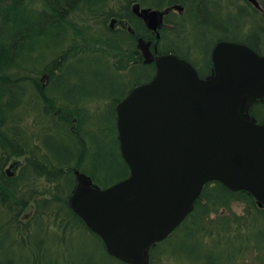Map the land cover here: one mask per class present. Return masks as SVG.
<instances>
[{
    "label": "water",
    "instance_id": "obj_1",
    "mask_svg": "<svg viewBox=\"0 0 264 264\" xmlns=\"http://www.w3.org/2000/svg\"><path fill=\"white\" fill-rule=\"evenodd\" d=\"M132 10L154 30L162 22L164 10L138 3ZM149 44L137 38L143 61L154 59L153 76L115 105L128 175L101 187L74 167L76 181L67 198L107 252L127 264H150L151 246L192 210L208 181L244 189L264 205V121L250 112L255 101H264V54L218 40L212 70L200 77L186 59L172 52L154 55ZM18 162L11 161L8 174Z\"/></svg>",
    "mask_w": 264,
    "mask_h": 264
},
{
    "label": "rangeland",
    "instance_id": "obj_2",
    "mask_svg": "<svg viewBox=\"0 0 264 264\" xmlns=\"http://www.w3.org/2000/svg\"><path fill=\"white\" fill-rule=\"evenodd\" d=\"M6 1L0 0V6ZM22 1L40 7V0ZM126 1L93 0L90 3H85L71 15V22H74L80 31H73L71 25L70 30L61 26L57 29V35L52 33L53 35L48 34L42 39H31L20 53L19 65L9 68L12 77H26L23 79L25 83L22 90H9V95L18 96L23 100L20 107L14 109L13 113L20 115L18 118L21 121L18 122V129L23 131V133L20 132V136L21 138L24 137L25 140L26 137L30 139V136L33 135V139L40 141L42 137L43 140H47L52 145L50 135L46 133L57 132L59 131L57 127L61 126L56 125V127L53 125V118L51 117L55 115L53 113L55 108H52L49 112L51 117L43 112L51 107L48 102L54 104L55 107H60L62 104L59 103L58 98L64 88H70L65 90L64 97L67 101L75 99L78 95H85L78 98V104L76 105L84 107L94 115L93 119H97V128L90 133L95 141L88 148L86 163H84L85 167H83V164L81 167L84 168L85 172H95L98 175L95 182L99 185L107 184L104 182L105 180H109L124 171V165L118 154L113 155L110 153L111 150L115 153L114 149L117 146L113 133V106L112 101L104 99V97L107 95L111 97L120 95L128 84L148 76L150 72L149 68L144 72L138 67H134L130 81H126L121 75L127 78L131 71L129 69L126 71L117 69L110 58V54L116 53L117 50L110 49L109 45H106L113 53L106 52L102 51L97 45V37L109 38L116 44H121L124 51L126 50L125 45L127 47L129 44H134L127 36L124 39L125 43L121 41L122 35L120 32L113 33L105 29L110 16H112L106 11H110V9L115 12L119 11L121 5ZM133 1L152 7L156 3L159 6L156 8L167 6V0H129L128 5ZM176 2L181 3L179 0H176ZM222 6L221 0H188L185 15L182 14L184 11L179 13L178 8L170 11V13L175 14L174 19L176 18V20L181 16L184 17L177 28L183 24L184 32L182 35L187 39L192 51L189 56L192 60H195L197 65L202 63V69H205V66L208 65L210 45L220 37L247 39L252 37L253 31L259 34V28L262 27L263 33L259 34V37H261L259 46L264 50V15L257 11L251 15L239 8L230 10L232 8L228 6L224 11ZM116 16H119L118 13H116ZM66 36L72 37L68 41L65 40ZM170 38L173 39V34ZM73 39L77 46H83L81 48L85 49L89 46L96 47L98 50L96 49V52L84 51L68 59L62 66H52V74H49V78H46L48 82L44 86V92H40L35 84V79L39 80L42 72L45 71V64L49 63L56 54L64 51L69 45L68 42L70 43ZM181 39V37L177 38L176 45L172 40V44L180 50H184L185 46L179 44ZM60 42H62L61 46L58 44ZM46 71L49 72V70ZM47 96L49 98H46ZM70 107H73V104ZM260 109L264 113V107ZM81 117L84 121L86 120V124L89 123V114L82 113ZM80 126L78 128L81 130L83 124L81 123ZM35 134L36 136H34ZM67 141L61 134L56 136L54 153L56 154L57 149H59L60 158H63V153L67 150L64 147L69 145ZM28 142L30 144V141ZM11 160L9 159L8 163ZM8 163L4 168L8 166ZM15 172L16 175L17 171ZM67 179L70 181L69 176ZM31 186H33L32 183ZM50 186L48 182L40 178L33 187L42 190ZM58 206V204L52 202L50 206L45 208L42 215L37 214L36 216L32 215L31 218H22L23 213L28 212L30 209L27 206L10 228L4 222L9 213L0 205V264H31V252L25 250L29 247V240H33V236L30 238V235H27L31 230L35 238L38 239L43 236L45 240L42 245L45 247V251L41 252L39 264H121L119 260L104 250L103 244L96 234L77 223L66 224V221H68L66 209L62 208V212H60L65 215L63 219L61 215L56 216V213L53 212ZM245 206L246 203L243 201H232L227 206H218L216 209H211L208 214L203 216L202 220H199L201 229L192 233L191 244L194 245V252L191 253L183 252L179 248L181 243L186 241L183 231H180V229H196L197 221L185 227L182 225V228L178 227L175 233L162 241L155 249L153 264H264V220L257 218L254 221L251 220L250 223L257 224V226L253 225L248 232L242 231L241 233L244 232L243 235L239 233L233 241L230 240L231 237L228 238L222 231L225 227L221 222L228 221L229 224L235 215L244 216L245 218L242 220L253 217L242 215L246 214ZM189 220L190 218L187 219V223L190 222ZM25 225L28 229H23L26 232H22L21 229ZM260 227L262 229H259ZM229 228L231 227L229 226ZM66 229H70V231L64 233ZM209 230H213V232L209 233ZM232 230L233 234L237 233V229ZM185 234L187 235L188 231H185ZM58 237L59 240L57 241ZM244 238L249 241V246L242 252L240 245ZM15 239H23L24 247L22 248L21 244ZM222 246L228 251V258H225ZM216 248H219V251H216ZM211 249H213V254L218 252L217 254L220 257H218V260L207 262L204 256L206 255L205 251ZM202 252L204 255H201Z\"/></svg>",
    "mask_w": 264,
    "mask_h": 264
},
{
    "label": "trees",
    "instance_id": "obj_3",
    "mask_svg": "<svg viewBox=\"0 0 264 264\" xmlns=\"http://www.w3.org/2000/svg\"><path fill=\"white\" fill-rule=\"evenodd\" d=\"M90 1L93 0H40V7H35V5H32V3L28 4L22 0H7L0 6V205L3 206L5 211L9 213V216L7 219H4V222L10 228L14 225L13 222L16 221L24 208L29 206V203L32 199L34 203V210L30 218L32 215H42V213L45 212V208L50 206L52 202H55L59 206L53 213H56V216L61 215V218L63 219L65 215L61 214L60 212H62V208L66 209V215L68 216V221H66V224L71 222L73 224L77 223L79 225L84 224L81 218L76 215L68 206L67 195L74 185V178L73 176L71 177V161L74 160L73 165L82 168V160L87 152L85 151V148H79L77 142H72V145H69L70 149L63 153V158H60V154L58 152L59 149L56 148L57 153H54V149L56 147L54 142L56 141V136L60 134L58 131L49 134L52 145H50L47 140L45 141L43 139L39 141L37 139H33L34 137H30V139H27L26 137V140L24 137L21 138L20 132L23 133V131L18 129V122L21 121L18 118L20 115H15L13 111L14 109L20 107L23 100L18 96L13 97L12 95H9V90H22L24 84L23 79L26 77H12L11 73L9 72V68L19 65L18 59L20 57V53L24 50V47L31 39H42L48 34L52 33L57 35V29L61 26H64L65 29L70 30L71 25L73 31H80L75 26V23L71 22V15L78 8L85 5V3H90ZM106 12L111 15L114 14L115 11L110 9V11ZM130 21L138 33L137 28L142 27V23L138 20L132 21L130 19ZM105 29L107 31L108 27L106 26ZM126 34L128 35V38H133L134 36L131 33ZM139 34H141V32ZM71 37L66 36L65 40L67 39L69 41ZM123 39H125V37ZM96 40L98 42V47L102 51L112 52L110 49L117 50L116 53L112 52L113 54H110V58L113 60V64L115 66H128V69L131 72L134 71V67H138L144 72L149 68V75L138 79L139 82L147 79L153 73V64L142 63L140 58L136 56L135 48L132 47V44L128 45V48L125 52L122 49L121 44H116L109 38L97 37ZM243 40L245 39H242L241 41ZM62 42L58 43L59 46L62 45ZM68 44V47L64 51L56 54L49 63L45 64L44 69L49 70V74H52V66H62V64L68 59L73 58L84 51L96 52L97 49L96 47L89 46L85 49L81 48L83 46H77V44L74 42V39L70 41V43L68 42ZM248 44L254 46L250 42H248ZM106 45H109L110 49L106 47ZM132 60L137 61V64L128 63ZM35 84L39 87V80L35 79ZM40 92H43L41 87ZM124 92L125 90L122 91V93ZM115 100L116 99H114V101ZM113 104L114 103H112V105ZM49 105L51 107L47 108L45 111L48 114L51 112L52 108H58L59 110L57 112L61 113L60 110H62L64 111L65 115L66 113L77 114L78 123L81 124L84 121L83 117H81L82 113H86V109L84 107H55L53 104ZM257 105L264 106V103H257ZM253 113L255 116L259 117V119H264V117H262L264 115L263 112H258L254 108ZM59 118L64 121L62 117L59 116ZM67 118H69V116H67L66 119ZM58 123L61 124L60 129L62 130V136L71 142L72 137H66V133L70 134V132L63 130L62 122L60 120H58ZM68 123L69 122H67L65 126ZM28 141H32L31 144H29ZM74 150L76 151L77 155L76 159L74 158V153H72ZM12 156L17 158L20 157L22 164L20 165L16 175L8 176L4 172L3 167ZM122 163L124 165L123 173L118 174L109 180H105V183H109L115 181L117 178L126 176L128 167L124 161ZM83 167H85V165ZM89 174L95 181L97 180L96 178H98V175L95 172L90 171ZM68 176L70 177V181L67 179ZM40 178H43L51 186L49 188L45 187L42 190L34 188L33 186ZM19 179H21V181H19ZM31 183L33 186H31ZM34 195H39L40 198H33ZM232 201H243L246 203V214L242 215L253 217L242 220L245 218L244 216L235 215L234 218L230 220L231 223L228 224V221H224V223L221 222L223 227H225V229H222V231L228 238L231 237L230 240H235L238 234L242 231L248 232L253 225L257 226V224L250 223L251 220L254 221L255 218L264 220V208L257 206L251 194L245 190L229 189L220 181L207 182L204 185L200 196H198L194 202L193 211L189 213L188 217L183 222V226L185 227L186 225L197 221L196 229H183V235L185 236L186 241L181 243L179 248L182 249L183 252H194V245L191 244V239L192 233L201 229V223L199 220H202L203 216L208 214L211 209H216L218 206H227ZM188 218H190V222L187 223ZM261 224L263 225V223ZM229 226L231 228H229ZM23 229L28 228L25 225L21 231L26 232V230L23 231ZM232 229H237V233L233 234ZM259 229H262V227ZM66 231H70V229H66L64 233ZM185 231H188L187 235L185 234ZM208 232L212 233L213 230H209ZM243 233L241 234L243 235ZM27 235H30V238L33 236V240H29V247L25 250L31 252V264H39L41 252L45 251V247L42 246L45 240L43 236L38 239L35 238L32 234V230L29 231ZM58 240L59 237L57 238V241ZM16 241L21 244L22 248L24 247L23 239ZM160 243L161 241L157 242L150 250V264H153L152 261L155 256L154 251L157 249ZM248 246L249 241L244 238L240 245V250L243 252L245 248H248ZM216 251H219V248H216ZM217 253L218 252L213 254V249H211L205 251L206 255H204L203 252L201 255H204L207 262H210L218 260L220 255ZM223 253L225 258L229 257V253L225 248L223 249Z\"/></svg>",
    "mask_w": 264,
    "mask_h": 264
},
{
    "label": "flooded vegetation",
    "instance_id": "obj_4",
    "mask_svg": "<svg viewBox=\"0 0 264 264\" xmlns=\"http://www.w3.org/2000/svg\"><path fill=\"white\" fill-rule=\"evenodd\" d=\"M179 1L181 3L178 4V2H176V0H167V6L164 7L165 13L163 15V19H162V22L160 23L159 30H158V32H159V36L158 37L156 36V31H154L153 29H151L149 27H146L144 23H143V26L140 27V32L148 35V37H146L145 39H150L151 40L149 47H150V50L153 53L164 52V51H162L163 48H164V43L166 45H170V47H168V51L169 50L172 51L171 49L174 48V46H173V44H172V42L170 40V34H171L172 31L173 32L175 31V29L177 28V24L180 21H182V19L184 17L182 18V16L178 14L181 17L176 20V18L174 19L175 14L174 13H170V11L174 10L175 8H178L179 9V13L183 12V11H184L182 13L183 15H185L184 14L185 11L187 13V2H188V0H179ZM221 2L223 4L222 8H223L224 11H225V9H227V6H228L229 8H232L230 10H234L235 8H239V9H242V11H245L246 13L251 14V15H253L256 11L258 13L260 12V13H262V15H264V8L262 6L261 7H256L251 2H249L248 0H221ZM126 4H128V1L126 2ZM131 4L132 3H129V7L131 6ZM177 6H179V7H177ZM118 18H120V17H118ZM117 29H120V27L115 26L113 28V30H117ZM131 33L134 35V37L136 39L138 34H136L135 32H131ZM259 34H257L255 31H253L252 37L248 38L250 43H252L256 47L259 46V42L261 40V37H259ZM155 39L157 40V42L155 41ZM216 40L217 39H215V41H213L212 45H210L211 46L210 47V52H211V48L214 45V42H216ZM184 43L186 44V45H184L185 49L184 50L183 49L179 50V52H177V53L180 56H183L184 58H187L188 60H190L192 62V64H194V66L198 70H200V72L202 70L203 71L202 72L203 74H201L202 76L207 74V73H209V72H211V67H212L211 66V61L209 60L208 65L205 66V69H202L203 68V66H201L202 63H200L199 66H196L197 64H196L195 60H192L190 58V56H189V54L192 52L190 44L188 42H184ZM174 44H176V43H174ZM256 50H260V49L256 48ZM168 51H165V52H168ZM174 51H176V50H174ZM135 52H136V56L138 58L141 57L140 51L137 48H135ZM131 62H134V61H131ZM117 69L124 70V71L128 70L127 67L126 68H117ZM42 73H46V78H49V72L48 71L45 70ZM121 77L125 78V77H123V75H121ZM128 79H129V76L127 78H125V80H128ZM47 82H48V79H47L46 83ZM135 84H137L136 81H134L130 87H132ZM39 85L41 86V90L44 92L43 88H44L45 85L44 86H42V84H39ZM129 88L126 89L123 94H120L118 96H112L111 97V96L107 95V96L104 97V99H109V100H111L114 103L113 104V108H114V110H113V113H114L113 114V133H114V137H115L117 146H115V149H114L115 153L112 150L110 151V153H112L113 155L114 154H118L119 158L121 159V162H123L124 160H123V158L121 156L120 147H119V140H118V134H117V129H116L115 104L128 92ZM68 89H70V88H66V89L64 88V92H62V94H61V96L59 98V100H60L59 103L62 104L61 106H64V107L65 106L70 107L71 104H73V107H78V106H76V104H78V101H77L78 98L83 97L85 95H82V96L78 95L75 99L67 101V99L64 97V95H65V90H68ZM46 98H49V96H47ZM114 99H116V100L114 101ZM48 104H49V102H48ZM58 110L59 109L56 108V109L53 110V112H54L55 115L60 116V117L63 118L64 126H65V124L67 122H69L66 125V127L64 128V131L66 130V131L70 132V134L66 133V136L67 137H69V136L72 137L71 142L67 141L69 143V145H72V142H77L78 143L77 145H79V148H85V151L88 154V148H90L91 144H93L94 141H95L90 133H91V131L93 129L97 128V119H93L94 115L89 113L86 110V113L89 114V116H90V118L88 119L89 123L86 124V122H85L86 120L83 121L84 122V123L82 122L83 128L80 130L78 128V126L79 127H81V126H80V123H78V115L77 114L66 113V115H65L64 111L60 110L61 111V113H60V112H57ZM67 116H69V118L66 119ZM31 142H30V144H31ZM69 145L64 146V147L67 148V150H69L70 149ZM72 153H74V158L76 159L77 158L76 151L74 150V152H72ZM87 154L84 155V157H83V160H82V164L83 165H84V163H86ZM73 162H74V160L71 161L72 165L70 167L76 166V165H73Z\"/></svg>",
    "mask_w": 264,
    "mask_h": 264
}]
</instances>
